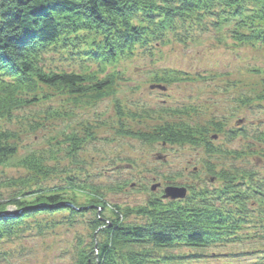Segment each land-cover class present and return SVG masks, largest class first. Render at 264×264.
Wrapping results in <instances>:
<instances>
[{"label":"rangeland","instance_id":"374dc122","mask_svg":"<svg viewBox=\"0 0 264 264\" xmlns=\"http://www.w3.org/2000/svg\"><path fill=\"white\" fill-rule=\"evenodd\" d=\"M216 20L215 14H208L201 21H179L177 29L162 39L147 35L106 68L105 75L112 74L115 82L113 91L100 99L44 86L37 103L0 117V130L10 134L8 144L16 148L15 156L0 165V201L39 187H63L70 176L94 183L111 209L121 207L124 214L125 209L147 206L156 197L175 200L163 195L170 184L210 191L209 199L214 200V191L223 189L225 182L211 173L210 166L216 173L230 172L237 184L247 181L246 173L256 174L254 180L264 193V42L237 40L238 31L252 32L250 22L242 28L239 19L222 24ZM54 57V66L73 68L69 61ZM91 65L97 68L96 63ZM180 124L197 143L146 142L127 134H156L158 128L177 129ZM71 134L79 141L76 159L68 151ZM211 146L216 151L209 152ZM33 155L50 167L47 175L20 163ZM20 178L31 185L23 189ZM155 184L160 185L153 189ZM257 200L254 194L248 198L251 221L240 231L242 236L264 226V207ZM220 202L237 210L226 196ZM8 209L15 207L9 204ZM107 213L114 216L109 208ZM93 215L92 211L78 215L74 226L45 225L42 232L36 221L49 224L53 217L28 218V231L0 242V264H70L79 240H91L86 221ZM124 219L146 220L135 214ZM246 243L215 250L238 252ZM205 256L190 264L225 260Z\"/></svg>","mask_w":264,"mask_h":264},{"label":"trees","instance_id":"16d2710c","mask_svg":"<svg viewBox=\"0 0 264 264\" xmlns=\"http://www.w3.org/2000/svg\"><path fill=\"white\" fill-rule=\"evenodd\" d=\"M222 13L229 14L223 17ZM208 14H215L220 24L235 18L243 28L250 22L252 32L238 31L237 40L264 42V0H0V117L37 103L44 86L100 99L113 91L115 78L105 71L120 54L133 51L147 35L162 39L167 31L177 29L179 21H201ZM55 55L73 68L54 66ZM155 80L161 81L159 76ZM177 126H163L156 134H127L163 144L198 142L184 124ZM9 136L0 130V165L16 154V148L8 144ZM67 141L69 155L76 159L79 141L74 134ZM208 151L216 150L211 146ZM20 163L44 175L50 172V167L34 155ZM209 169L225 182L223 189L214 191V200L209 199L210 191L190 187L184 199L164 201L163 196L156 197L147 206L125 209V214L121 207L111 209L98 186L75 176L60 188L17 192L6 202L0 201V242L28 231V218L52 216L49 224L35 220L42 232L45 225L74 226L78 215L92 211L94 215L86 221L91 240H79L70 264H190L205 255L225 257L219 264H264V226L254 234L242 236L240 232L251 221L249 196L256 195L264 207L263 187L254 180L256 174L245 172L247 181L237 184L230 172ZM18 180L23 189L31 185L29 180ZM17 182L12 180L14 185ZM223 196L236 211L221 204ZM9 204L15 209L10 211ZM108 208L114 214L111 218ZM130 214L146 220H125ZM243 240L247 243L238 252L219 254L215 250Z\"/></svg>","mask_w":264,"mask_h":264},{"label":"water","instance_id":"95a60500","mask_svg":"<svg viewBox=\"0 0 264 264\" xmlns=\"http://www.w3.org/2000/svg\"><path fill=\"white\" fill-rule=\"evenodd\" d=\"M159 184L153 185V189H156ZM187 194V188L184 186L169 185L165 188V197L171 199L183 198Z\"/></svg>","mask_w":264,"mask_h":264}]
</instances>
